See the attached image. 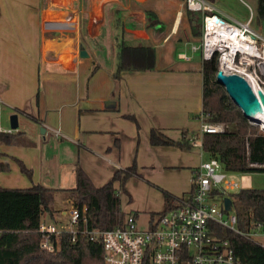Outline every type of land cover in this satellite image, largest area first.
I'll return each mask as SVG.
<instances>
[{"label":"crops","instance_id":"crops-1","mask_svg":"<svg viewBox=\"0 0 264 264\" xmlns=\"http://www.w3.org/2000/svg\"><path fill=\"white\" fill-rule=\"evenodd\" d=\"M18 5L28 9L31 32H16L12 22L0 27V64L9 55H25L29 81L21 66L0 65V132L18 134L20 142L0 145V162L10 168L0 173V186L53 189V202L42 217L56 223L54 216L65 210L54 207L55 198L64 193L69 204L76 163L101 187L115 171L135 162L138 176L131 178L147 181L161 194V210L144 211L148 227L151 215L163 209L161 190L176 198L186 195L196 169L209 158L200 147L149 143L151 129L177 141L183 130L189 137L201 125L202 60L195 59V52L200 55L195 45L188 49L198 38L190 34L184 0H0V8ZM146 11L162 26L146 27ZM120 42L153 46L155 69L124 71L118 82L113 80ZM80 45L87 58L79 57ZM38 81L42 87L36 103ZM55 101H62L61 110L49 107ZM12 115L17 116L16 129L10 125ZM124 116H133L138 128ZM51 145L57 149L52 154ZM15 160L31 170V179ZM177 175L178 184L173 182ZM132 202L130 195L128 211L138 223L140 210L131 208Z\"/></svg>","mask_w":264,"mask_h":264},{"label":"trees","instance_id":"trees-1","mask_svg":"<svg viewBox=\"0 0 264 264\" xmlns=\"http://www.w3.org/2000/svg\"><path fill=\"white\" fill-rule=\"evenodd\" d=\"M214 5L215 0H206ZM256 23L264 25V0H256ZM189 31L192 37L202 35L200 12L185 10ZM146 27L157 28L162 25L151 12H145ZM264 36V33H263ZM216 58L202 61V110L205 122L223 124L224 130L217 134H203L201 147L209 158L217 159L228 173L264 172V136L249 125L247 117L230 101L224 88L215 80ZM97 69L93 65L92 73ZM155 69V50L147 44L126 45L120 42L116 55L115 70L112 79L118 82L124 71L145 72ZM38 81L36 103L40 92ZM16 112H21L16 109ZM132 120L133 116H124ZM188 133L183 130L180 140L165 136L162 131L151 129V146H175L189 150L192 145L187 141ZM193 135V133L191 134ZM18 134L1 133L0 145L20 144ZM20 172L31 179L32 172L21 161L15 160ZM9 165L0 162V173L9 171ZM138 176L135 162L123 170L114 172L112 178L95 187L80 165H74V186L68 190L69 201L81 211L86 208L85 219L88 230H109L120 224L121 213L116 212V197L119 193L130 195L125 189L126 181ZM114 184H118L115 189ZM54 190L43 185L29 188H2L0 186V264H104L103 247L99 240H91L82 233V223L77 227L75 242L71 234L63 233L60 239V251L49 253L40 248L38 229L42 215L49 212L53 202ZM163 209L152 214L151 220L161 216L175 206L176 197L161 190ZM231 201L237 218V227L243 232H250L257 224L264 223V190L242 189L231 195ZM119 213V214H118ZM215 235L229 241L234 255L242 264H264V246L253 240L241 237L227 229L213 225ZM145 264H148L146 260Z\"/></svg>","mask_w":264,"mask_h":264},{"label":"built area","instance_id":"built-area-1","mask_svg":"<svg viewBox=\"0 0 264 264\" xmlns=\"http://www.w3.org/2000/svg\"><path fill=\"white\" fill-rule=\"evenodd\" d=\"M184 4L188 11L203 14L202 35L192 49L199 51L202 61L216 58L215 79L218 72L240 76L258 100V92L264 96V36L251 28L252 8L244 3L249 19L241 23L224 19L206 0H184ZM205 118L201 113L198 133L187 139L193 147L202 148L203 134L224 130L221 124L207 123ZM253 121L261 124L257 133L264 136V121ZM191 182L190 192L177 197L175 206L152 220L145 230L137 228L133 214H126L112 229L90 231L84 216L86 208L80 211L69 201V208L59 213L67 217L66 225L41 221L40 248L49 253L59 252L63 233L71 234V241L75 242L81 222L82 233L101 242L104 264H145L146 260L148 264H242L229 241L215 235L213 225L253 240L255 228L264 227V223L250 232L237 227L230 191L237 189L238 184L229 180V173L217 159L208 158L201 163ZM225 198L231 201L230 210L224 207Z\"/></svg>","mask_w":264,"mask_h":264},{"label":"rangeland","instance_id":"rangeland-1","mask_svg":"<svg viewBox=\"0 0 264 264\" xmlns=\"http://www.w3.org/2000/svg\"><path fill=\"white\" fill-rule=\"evenodd\" d=\"M249 5L252 10H253V21L251 23V28L257 32H260L261 34L264 33V25L263 24H257L256 23V10H255V5H256V0H215L214 1V5L213 7L216 10H221L223 13L221 16L229 21H239L241 23H245L247 22V20L249 19V11L247 9V7L245 6V4ZM28 10L27 8H25L24 6H14V7H1L0 8V27L5 28L7 26V24H9L10 22H12V25H10L12 27L13 30H15L16 32H22L24 30L25 35L27 36V32L30 33L31 32V25L28 23V16H29V12L28 14L26 13ZM22 14L25 18L26 23L23 22V18H22ZM10 27V28H11ZM25 27V29H24ZM199 42V38L197 41L191 40L190 41V46H188V49H190L193 45H197V43ZM17 49V47H15ZM189 51V50H188ZM195 59L197 61H199L200 59V55L198 54V52L194 53ZM29 61L27 60V58L25 57V55H19V54H15V55H9L6 57L5 62L3 61V63H1L0 65L3 67L4 65H19L24 69V80L27 83V81H29L28 77H27V73L26 70L29 66ZM41 75H42V71H41ZM40 80V78H39ZM42 80V79H41ZM42 84V83H41ZM42 87V85H41ZM41 91V88H40ZM225 91V90H224ZM40 95V94H39ZM230 99V98H229ZM49 107L55 109V110H61L62 108V101H55L49 103ZM53 118H55V115L53 116ZM248 123L250 126H252L254 129H256L257 132H260V123L259 122H254L251 119L248 120ZM224 128V125L221 124ZM264 130V129H263ZM262 130V131H263ZM196 149V148H195ZM57 149L55 147H53V145H51L49 147V153L52 154V152H56ZM183 175L185 174H181V177H183ZM129 192L131 195V198L133 200V202L131 203L133 209L136 210H140L138 211V223H137V228L140 230H145L147 228V213H144V211L146 210H155L156 212L161 210V194L160 192L152 186V184L147 183V181H141V180H133V178H129ZM229 180L236 182L238 184V188L230 191V193H235L239 190L242 189H258V190H264V172H255V173H247V174H242V173H229ZM179 181V176L177 175L176 177V181H173L174 183L176 182V184H178ZM147 205H151V207H148ZM54 207L56 208H64V210L69 208V204L66 202V196L64 193L58 194L55 198V203H54ZM65 207H67L65 209ZM129 207H128V199L126 197V195L119 193L116 197V212L121 211V212H125L124 215L120 214L122 216L121 219L124 218V216L126 214H132L134 213L133 210L132 211H128ZM119 214V213H118ZM44 217V218H43ZM42 220L46 221L49 220L50 218L47 216H43ZM53 221H55L58 225H66L67 223V217L66 216H59V215H55ZM46 222H51L46 221ZM253 241H255L256 243L264 246V227L263 225L258 226L257 228H255V235L253 238Z\"/></svg>","mask_w":264,"mask_h":264},{"label":"water","instance_id":"water-1","mask_svg":"<svg viewBox=\"0 0 264 264\" xmlns=\"http://www.w3.org/2000/svg\"><path fill=\"white\" fill-rule=\"evenodd\" d=\"M78 55L80 58H87L88 54L83 49V46H79V52ZM219 85H221L227 96L230 98V101L234 103L247 117L248 120H256L255 115L249 111L251 107L248 108L249 105L260 104L264 107V96L262 93L258 92L259 100L255 97L252 90L248 86V84L245 82L244 79H242L240 76L237 75H222V73L218 72V75L215 79ZM17 116L12 115L10 118V125L12 129H16L17 127ZM40 133H44V129L40 128ZM224 207L226 210L231 209V201L229 198L224 199Z\"/></svg>","mask_w":264,"mask_h":264},{"label":"bare ground","instance_id":"bare-ground-1","mask_svg":"<svg viewBox=\"0 0 264 264\" xmlns=\"http://www.w3.org/2000/svg\"><path fill=\"white\" fill-rule=\"evenodd\" d=\"M251 107L249 109V111H251L252 114H254L255 119L259 120V121H264V107L261 106L260 104H255L253 103L252 105H249L248 108Z\"/></svg>","mask_w":264,"mask_h":264}]
</instances>
